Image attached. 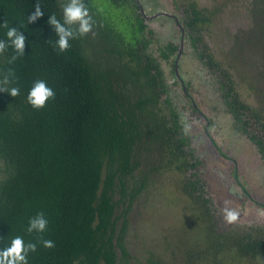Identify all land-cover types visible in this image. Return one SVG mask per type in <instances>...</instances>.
Segmentation results:
<instances>
[{"label": "trees", "instance_id": "obj_1", "mask_svg": "<svg viewBox=\"0 0 264 264\" xmlns=\"http://www.w3.org/2000/svg\"><path fill=\"white\" fill-rule=\"evenodd\" d=\"M174 1L198 59L221 78L228 110L264 157V121L239 99L215 50L203 40L206 29L224 18L221 10L231 0H215L210 6ZM63 2L0 0V24L7 21L26 38L24 56L13 64L8 63L11 51L0 56V72L14 69L20 88L15 98L0 92V246L16 235L35 242L36 234L26 232L27 223L43 213L49 223L41 238L55 246L38 245L29 264H129L125 236L133 204L160 171L190 169L192 155L184 150L179 115L168 99L161 100L169 88L160 60L168 61L178 46L168 42L159 47V58L150 52L153 39L137 0H86L94 34L70 41L69 49L59 52L55 28L47 21L53 13L60 18ZM36 3L45 14L27 25ZM242 12L241 27L249 29L231 36L234 47L244 48L249 32L264 48V0H248ZM6 30L0 28V38ZM36 79L54 91L42 109L26 101ZM257 116L259 124L252 128ZM197 166L191 163V168ZM199 184L196 179L182 189L200 198ZM192 201L197 214L210 213L209 200L203 199L204 205L197 198ZM207 229L202 231L208 247L186 251L180 264H242L247 259L264 264V227L254 228L252 236L233 238L217 232L214 224Z\"/></svg>", "mask_w": 264, "mask_h": 264}, {"label": "rangeland", "instance_id": "obj_2", "mask_svg": "<svg viewBox=\"0 0 264 264\" xmlns=\"http://www.w3.org/2000/svg\"><path fill=\"white\" fill-rule=\"evenodd\" d=\"M196 1L210 6L215 0ZM139 2L146 16L148 36L150 34L153 39L150 52L159 58V47L168 42L178 45L180 32L173 18L154 15L165 13L179 19L182 9L173 0ZM247 2L231 0L227 9L221 10L220 17L224 18L217 24L212 22L203 40L215 50L216 59L232 78L239 99L250 107L252 114L264 121V48L256 44L249 32H246L247 41L242 49L234 47L231 39L240 29H249L247 26L242 28L244 23L240 22ZM211 14L217 18L216 14ZM249 25L252 27L251 22ZM182 49L183 53L177 59L175 53L168 61L160 60L169 88L161 100L168 99L179 115L182 128L186 123L191 125L187 135L182 133L188 142L185 151L192 155L187 160L190 169L160 171L133 204L128 213L125 236L129 264H180L186 251L194 253L197 248L208 247L210 242L202 230H208L211 217L216 231L224 232L226 238L252 236L254 230L250 232L251 228L264 227V157L227 109L220 89L221 78L201 63L188 40L184 41ZM260 72L262 76L257 75ZM194 107L199 109L200 116ZM258 116L252 122V128H257ZM211 142L217 143L220 151L223 149L226 156L234 159L221 157ZM191 163L198 166L191 168ZM196 179L202 189L200 198L197 197L199 193L191 195L182 189L184 184H192ZM196 198L199 205H204L203 199L210 201L207 204L210 213L199 211L197 214L192 209V200ZM225 206L238 208L244 215L237 223L229 225L223 220ZM198 215L200 220L196 223ZM242 264H250L249 259Z\"/></svg>", "mask_w": 264, "mask_h": 264}, {"label": "clouds", "instance_id": "obj_3", "mask_svg": "<svg viewBox=\"0 0 264 264\" xmlns=\"http://www.w3.org/2000/svg\"><path fill=\"white\" fill-rule=\"evenodd\" d=\"M34 9L27 15V25L32 24L41 18L45 12L41 9V4L32 5ZM60 18L56 14L49 15L48 24L55 28L58 39L55 41V48L59 52H65L70 47V41L83 38L93 33L95 21L90 12L86 0H64L61 5ZM0 28H6L3 38H0V56L11 51L8 63L13 64L19 57L24 56L25 36L16 28L9 26L7 21L0 24ZM0 92H5L15 98L20 95V88L16 86L15 71L8 68L0 72ZM54 97L53 89L43 79H36L32 82L26 96L27 103L33 109H42L46 103ZM191 130V125L185 124L183 132L185 135ZM241 212L238 208L225 206L223 208V220L231 225L240 220ZM48 219L43 213H37L29 218L26 232L36 234L35 242L26 241L21 235L13 236L6 244L0 246V264H29V256L36 253L38 245L44 249H52L55 243L51 239L41 238L48 228Z\"/></svg>", "mask_w": 264, "mask_h": 264}, {"label": "flooded vegetation", "instance_id": "obj_4", "mask_svg": "<svg viewBox=\"0 0 264 264\" xmlns=\"http://www.w3.org/2000/svg\"><path fill=\"white\" fill-rule=\"evenodd\" d=\"M174 1V0H173ZM137 4H138V9H139V12H141V14H142V16L144 17V18H146V16H145V14H144V12H143V9H142V6H141V4H140V2H139V0H137ZM154 16H156V17H158V16H168L169 18H173L174 19V21H175V24H176V26H177V28H178V30H179V32H180V41H179V44L177 45L178 46V50L180 49V48H183L184 47V41L185 40H188L189 41V43L191 44V41L189 40V37L188 36H186L185 35V32H184V30H183V28H182V26H181V24L179 23V19H176V17H174V16H172V15H167V14H165V13H160L159 15H154ZM182 53H183V49H182V52H181V54H180V56L182 55ZM178 54V53H177ZM175 66H176V64H175ZM176 77L177 78H179V76H178V74H177V72H176ZM193 107V106H192ZM227 107V106H226ZM195 111H197V115L198 116H200V111H199V109H197V108H193ZM228 109V108H227ZM230 112V111H229ZM232 115V114H231ZM232 117L235 119V117L232 115ZM178 120H179V118H178ZM236 120V119H235ZM237 121V120H236ZM179 125H180V121H179ZM181 126V125H180ZM181 130H183V128L181 127V129L179 130V133L181 134ZM241 130V129H240ZM242 131V130H241ZM182 133H184V132H182ZM181 136V135H180ZM182 137H183V134H182ZM211 141V140H210ZM186 143L188 144V142H187V140H186ZM212 143V146L214 147V149L217 151V152H219V155L221 156V157H223L224 159L225 158H232V157H228V156H226V154H225V152H224V150L222 149L221 151H220V149H219V147H216V146H218L217 145V143H213V142H211ZM186 147H188V146H184V150H187L186 149ZM222 148V147H221ZM188 158H192V157H188ZM232 159H234V158H232ZM242 190H244V189H242ZM258 204V203H257ZM241 215H244V214H241ZM210 219V218H209ZM211 220V223L213 224V221H212V219H210ZM260 228H262V227H260ZM248 229H249V227H248ZM252 229H254V227L253 228H251L249 231L251 232L252 231ZM249 263L250 264H257V261H255V260H249ZM258 263H260L259 261H258Z\"/></svg>", "mask_w": 264, "mask_h": 264}, {"label": "water", "instance_id": "obj_5", "mask_svg": "<svg viewBox=\"0 0 264 264\" xmlns=\"http://www.w3.org/2000/svg\"><path fill=\"white\" fill-rule=\"evenodd\" d=\"M181 52H182V48H180V49L178 50V54H177L176 59L180 56Z\"/></svg>", "mask_w": 264, "mask_h": 264}]
</instances>
